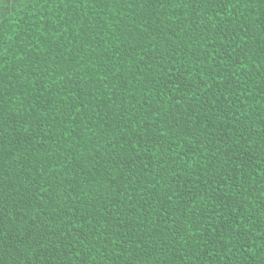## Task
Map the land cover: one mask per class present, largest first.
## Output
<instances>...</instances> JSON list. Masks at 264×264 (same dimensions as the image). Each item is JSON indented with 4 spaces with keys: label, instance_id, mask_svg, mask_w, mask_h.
<instances>
[{
    "label": "trees",
    "instance_id": "1",
    "mask_svg": "<svg viewBox=\"0 0 264 264\" xmlns=\"http://www.w3.org/2000/svg\"><path fill=\"white\" fill-rule=\"evenodd\" d=\"M0 33V264H264V0H2Z\"/></svg>",
    "mask_w": 264,
    "mask_h": 264
},
{
    "label": "snow or ice",
    "instance_id": "2",
    "mask_svg": "<svg viewBox=\"0 0 264 264\" xmlns=\"http://www.w3.org/2000/svg\"><path fill=\"white\" fill-rule=\"evenodd\" d=\"M0 2H2V0H0ZM48 2H49V0H44V3H48ZM59 2H60V3H66V2H68V0H59ZM234 6H235V5H234ZM2 37H3V34L0 33V47L3 46V38H2ZM9 39H11V37H9ZM13 42H15V41H13ZM0 55H3V53L0 52ZM243 235H247V233H246V232H244V233H240V236H243ZM261 235H264V233H261ZM238 238H239V236H238ZM252 243L254 244L255 241H253ZM260 247H261V251H260V253H255V252H254L255 255H264V245H261Z\"/></svg>",
    "mask_w": 264,
    "mask_h": 264
}]
</instances>
